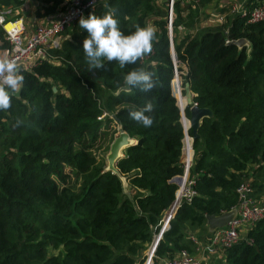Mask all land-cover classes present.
Returning a JSON list of instances; mask_svg holds the SVG:
<instances>
[{
	"label": "trees",
	"instance_id": "1",
	"mask_svg": "<svg viewBox=\"0 0 264 264\" xmlns=\"http://www.w3.org/2000/svg\"><path fill=\"white\" fill-rule=\"evenodd\" d=\"M24 1L0 0V11ZM39 1L36 17L53 12L63 0ZM167 2L104 0L86 12L85 17L114 11L125 34L137 25L154 27L157 39L144 62L121 68L117 61H105L103 69L89 70L82 48L87 32L78 20L63 31L58 47L22 69V91L8 111H0V264H142L143 251L173 201L177 186L171 178L182 173L184 130L170 90L172 57L179 70L185 66L183 82L192 103L209 108L211 115L200 119L191 141L188 177L196 195L177 206L154 255L192 252L185 229L207 231L204 215L229 210L236 186L249 174L261 175L264 22L234 15L226 24L201 26L205 9L217 8L218 0H173L168 35ZM255 2L247 0L246 10ZM236 38L247 46L224 42ZM6 46L0 27V50ZM139 67L154 72L157 86L150 92L119 90L124 76ZM148 102L154 104L146 113L154 124L145 128L129 113ZM179 102L185 103L184 95ZM17 120L23 121L20 127L13 126ZM112 121L137 140L115 164L134 188L131 195L92 152ZM217 264H264V218L225 248Z\"/></svg>",
	"mask_w": 264,
	"mask_h": 264
},
{
	"label": "built area",
	"instance_id": "2",
	"mask_svg": "<svg viewBox=\"0 0 264 264\" xmlns=\"http://www.w3.org/2000/svg\"><path fill=\"white\" fill-rule=\"evenodd\" d=\"M104 0H63L62 7L55 20L47 19L34 26L28 33L25 32V26L19 19H11L6 17L8 8L0 11V27L3 30L4 38L7 46L0 50V55L8 54L10 57L18 60L22 69H28L37 60L46 57V51L51 47H58L64 38L63 31L72 23L78 21L81 16L93 8L98 2ZM181 3L188 2L195 4L197 0H180ZM172 3L173 0L167 2L166 28L168 33L171 28L172 19ZM231 11H236V7L232 6ZM246 17V22H264V0L255 2L248 10L238 13ZM217 20H221V15L217 16ZM4 23H11L12 26L4 28ZM228 40H225V43ZM171 53V52H170ZM147 57L143 61L146 60ZM172 77L170 79V90L174 91V87L180 88L181 76L184 75L185 68L181 66V70L177 68L176 61L172 57ZM178 77V82L173 83ZM179 109V108H178ZM180 113L181 110L179 109ZM184 134L182 144H186L190 148V154L186 160L181 161L182 173L174 176L179 177L177 188L174 192L173 201L164 212L161 218V224L157 233L152 235L150 242L143 251L142 264H151L152 259L157 257L154 255L155 245L161 236L162 230L166 227L168 220L173 216L175 209L181 201L189 202L196 195L193 189V178L188 177V168L191 165L192 148L188 139L185 124L181 120ZM173 176V177H174ZM250 180L243 179L235 188L236 202L230 209L234 210L233 217L226 225L212 230L205 240L204 250L206 253L213 254L217 250H225V248L236 243L240 238V231L247 230L258 220L264 218V194L258 197L251 195ZM195 243V241H193ZM161 264H200L194 254L189 253L185 249L176 250L170 257L161 258Z\"/></svg>",
	"mask_w": 264,
	"mask_h": 264
},
{
	"label": "clouds",
	"instance_id": "3",
	"mask_svg": "<svg viewBox=\"0 0 264 264\" xmlns=\"http://www.w3.org/2000/svg\"><path fill=\"white\" fill-rule=\"evenodd\" d=\"M79 28L87 32L82 48L89 70H99L105 67V61H117L121 68L143 61L153 52L157 39L156 29L151 25L136 26L135 31L125 34L120 28V22L114 11L103 15L89 14L81 16ZM155 74L145 67L131 70L124 76V90L140 89L150 92L157 86ZM25 84L22 66L18 60L8 54L0 55V111H8L12 99L18 95ZM154 110V104L148 102L140 110L130 111V117L145 128L153 126L154 119L146 113ZM23 121L17 120L13 125L20 127Z\"/></svg>",
	"mask_w": 264,
	"mask_h": 264
},
{
	"label": "crops",
	"instance_id": "4",
	"mask_svg": "<svg viewBox=\"0 0 264 264\" xmlns=\"http://www.w3.org/2000/svg\"><path fill=\"white\" fill-rule=\"evenodd\" d=\"M258 1L259 0H256V2H258ZM39 4H40L39 0H25L24 3L21 6H19L18 8H15V9L8 8L7 10L9 13L7 15H8V17H16L17 19L21 20L25 26V32L28 33V30H31L34 26L38 25L39 23H41L43 21H46L47 19L55 20L59 14V10L62 7V4L60 3L55 7L53 12H50V13L46 14L45 16L36 17L34 15V11L37 9ZM226 5H228L227 6L228 10L226 8ZM246 5H247V0H218L217 8L215 10H214V8H206L205 9V12L207 13L208 17L205 18L204 19L205 22H203L200 25L201 26H215V25H217L216 16L221 15L225 18V20H228L232 16L239 15L238 13H242V11H245L247 9ZM232 6L236 7V11H231ZM222 7L224 8L223 11H221V10L219 11V8H222ZM39 11L42 12V9L39 8ZM227 12L231 13V15L229 17H225V14ZM180 30H182V29H180ZM181 93L183 94V90L181 91ZM114 125L117 126L116 123H114ZM116 131H118V130H116ZM133 139L136 143L137 140L135 138H133ZM182 141H183V138H182ZM190 144H191V142H190ZM182 147H183V144L181 146L180 162L182 161V154H183ZM255 176H253L252 174H249L245 178L249 179L250 182H252V181H255L254 180ZM257 176H259V175H257ZM258 182H259V185H257V186L252 187L250 185L251 195L255 196V197H258V196H261L264 194L263 182H261V181H258ZM124 192L131 195L134 192V188L129 183L126 182ZM204 227H206L205 223H204ZM206 229H207V227H206ZM185 230H186L187 238H189L190 241L192 242L191 243V251L192 252H189V253L194 254L197 257V259L199 260L200 264H217L223 260L224 250H222V249L217 250L213 254H208V253H206V250H204L205 240L211 231H208V229H207V231H200L198 229L191 230L190 228H186ZM239 234H240V237L243 238L245 236V229L244 230L242 229ZM193 241H195V243ZM161 258H166V256L157 257L155 259L156 264H161L160 263Z\"/></svg>",
	"mask_w": 264,
	"mask_h": 264
},
{
	"label": "water",
	"instance_id": "5",
	"mask_svg": "<svg viewBox=\"0 0 264 264\" xmlns=\"http://www.w3.org/2000/svg\"><path fill=\"white\" fill-rule=\"evenodd\" d=\"M168 35H170V32L168 33ZM226 43L233 44L237 47H242L246 45L247 42L244 38H236V39H229ZM124 88H125V85H124V80H123L122 85L118 89L122 90ZM182 90H183V95L185 97V103L183 104V106L177 104L176 100H175V103L177 107L181 110L180 119L185 124L186 130L187 128L191 130V135H190V142H191L194 138L197 137L196 129L199 125L200 119L204 116H210L211 111L207 107H198L195 103H192V95L188 88L187 82L183 83ZM52 91H55L54 87H52ZM189 104L190 106L188 109V116L185 117L183 109L185 105H189ZM132 144H135L134 139L130 137L128 133L125 132L124 130L118 129L117 133L114 135V137L110 141L109 146H108V151L105 154L106 164H105L104 170H109L112 173L119 176L123 190L125 188V184L127 181L123 176L119 174L115 164H116V161L123 156L125 148ZM171 181L178 184L179 177L174 176L171 178ZM233 215H234L233 209L223 211L219 214H205L204 215L205 224H206L208 231H212L216 228L226 225L227 222L233 217Z\"/></svg>",
	"mask_w": 264,
	"mask_h": 264
},
{
	"label": "rangeland",
	"instance_id": "6",
	"mask_svg": "<svg viewBox=\"0 0 264 264\" xmlns=\"http://www.w3.org/2000/svg\"><path fill=\"white\" fill-rule=\"evenodd\" d=\"M227 6L228 5H226V8H227ZM216 8H214V10H215ZM227 10H228V8H227ZM231 15V13H226L225 14V17H229ZM6 17H8V15L6 14ZM11 19H17L16 17H10ZM216 19H217V16H216ZM203 22H205V20L203 21H201L200 22V24H202ZM226 24V20H225V18L223 17V16H221V20H217V25L218 24ZM180 32H182V30H180ZM225 40H229V39H225ZM225 40H224V42H225ZM245 47L247 46V43H246V45H244ZM183 67L185 68V66L183 65ZM181 82H182V85L180 84V88H181V90L180 91H182V87H183V75L181 76ZM171 94L173 95V97L175 98V100H176V97H175V95H174V91H172L171 90ZM108 115H110V114H108ZM108 134H105V135H100V138H99V140H97V142L94 144V146H93V148H92V152H93V154L95 155V157L97 158V159H99V158H103L104 159V162H105V154L107 153V151H108V146H109V142H110V139H111V131H114V133H113V137H114V135L116 134V130H118V129H120L119 128V126L117 125V126H115L114 125V123L113 122H110L109 123V126H108ZM110 134V135H109ZM183 148V147H182ZM106 164V163H105ZM66 170V169H65ZM261 172V175H259V176H255L254 177V180L255 181H261V182H263V186H264V167H263V170L261 171V170H259L258 171V173H260ZM253 178V177H252ZM246 179V178H245ZM129 195V194H128Z\"/></svg>",
	"mask_w": 264,
	"mask_h": 264
},
{
	"label": "bare ground",
	"instance_id": "7",
	"mask_svg": "<svg viewBox=\"0 0 264 264\" xmlns=\"http://www.w3.org/2000/svg\"><path fill=\"white\" fill-rule=\"evenodd\" d=\"M10 26H12L11 23H4V25H3V27L6 28V29L9 28ZM172 82L174 83V81H172ZM173 90H174V95H175V97H176V102H177V104L183 106V104H181V103L179 102V96L183 95V94L181 93L180 89L177 90V89L174 87ZM189 142H190V139H188V144H189ZM182 152H183V154H182V160L184 161V160H186V159L188 158V156H189V154H190V148H189L188 146H186V144H184V145H183V148H182Z\"/></svg>",
	"mask_w": 264,
	"mask_h": 264
}]
</instances>
